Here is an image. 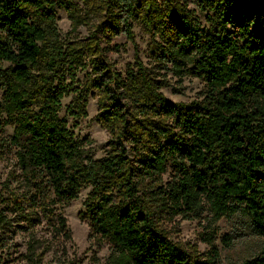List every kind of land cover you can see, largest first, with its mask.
I'll return each mask as SVG.
<instances>
[{
  "label": "trees",
  "instance_id": "trees-1",
  "mask_svg": "<svg viewBox=\"0 0 264 264\" xmlns=\"http://www.w3.org/2000/svg\"><path fill=\"white\" fill-rule=\"evenodd\" d=\"M57 9L71 30L91 26L86 42L61 40ZM135 22L150 36L147 61L116 71L101 44L131 40ZM88 66L82 91L76 75ZM170 75L200 80L202 98L170 101ZM89 90L109 135L101 158L59 116L74 93L69 115L85 118ZM6 149L15 168L0 189V264H42L54 241L70 240L62 209L85 188L81 218L109 246L104 264H219L231 245L217 236L221 218L245 212L264 237V2L0 0V156ZM205 213L202 254L159 225ZM241 264H264V243Z\"/></svg>",
  "mask_w": 264,
  "mask_h": 264
},
{
  "label": "rangeland",
  "instance_id": "rangeland-1",
  "mask_svg": "<svg viewBox=\"0 0 264 264\" xmlns=\"http://www.w3.org/2000/svg\"><path fill=\"white\" fill-rule=\"evenodd\" d=\"M190 8L194 5L189 2ZM200 20L203 15L196 12ZM56 25L61 40L86 42L91 26H81L76 31L71 30L70 21L65 12L61 9L56 11ZM133 36L127 40L124 35L111 39L109 42L103 41V57L116 71L124 72L127 65L133 64L135 59L143 62L147 61L150 36L137 23H133ZM88 58H85L87 61ZM91 77V69L86 67L80 70L76 75L75 87L88 90V83ZM168 86L162 89L163 94L172 102L189 103L202 98L204 93V84L196 78H183L178 80L171 75L168 78ZM74 97L70 93L61 102L59 116L63 117L75 136L84 142L85 149L95 158H101L106 151V143L109 138L107 132L100 126L96 120L98 111L97 98L98 93L89 90L86 100V117L73 119L69 115V107ZM11 134L10 128H6L3 137L7 138ZM15 168L13 151L4 150L0 156V189L1 183L7 178ZM164 181L168 176H164ZM89 189L80 191L78 197L62 209V214L67 220L70 231V240L60 238L54 241L51 250L45 254L42 264H104L109 254V246L98 241H93L89 237L88 222L81 218L84 210V202ZM210 219V215L205 213L200 219H182L175 217L171 220L164 219L159 225L163 232L178 245L198 251L199 254L205 253L208 249L203 242V235L209 231L204 229ZM217 236L228 235L231 238L229 248L222 249L219 256V264H241L248 260L261 250L264 237L259 235L245 212L239 211L234 215L221 218L215 225ZM39 235L44 230L37 229ZM22 239H18L21 243ZM24 251V246L19 248V252ZM23 264V262H16Z\"/></svg>",
  "mask_w": 264,
  "mask_h": 264
},
{
  "label": "water",
  "instance_id": "water-1",
  "mask_svg": "<svg viewBox=\"0 0 264 264\" xmlns=\"http://www.w3.org/2000/svg\"><path fill=\"white\" fill-rule=\"evenodd\" d=\"M252 1H261V2H264V0H252Z\"/></svg>",
  "mask_w": 264,
  "mask_h": 264
}]
</instances>
